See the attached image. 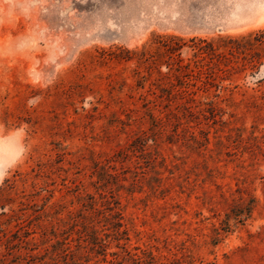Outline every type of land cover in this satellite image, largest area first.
I'll return each mask as SVG.
<instances>
[{"label":"rangeland","instance_id":"374dc122","mask_svg":"<svg viewBox=\"0 0 264 264\" xmlns=\"http://www.w3.org/2000/svg\"><path fill=\"white\" fill-rule=\"evenodd\" d=\"M0 264H264V0H0Z\"/></svg>","mask_w":264,"mask_h":264},{"label":"trees","instance_id":"16d2710c","mask_svg":"<svg viewBox=\"0 0 264 264\" xmlns=\"http://www.w3.org/2000/svg\"><path fill=\"white\" fill-rule=\"evenodd\" d=\"M254 199L253 198H250V199H247L246 203L240 207H234L233 209H231L230 211V214L227 215V218L229 217H237L239 219H242V218H248L251 214V211L254 207ZM239 208V209H237ZM234 218V219H235ZM228 219H226V221L223 223L224 225H228Z\"/></svg>","mask_w":264,"mask_h":264}]
</instances>
